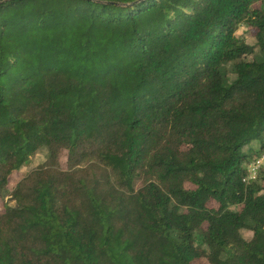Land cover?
I'll return each mask as SVG.
<instances>
[{
  "label": "trees",
  "instance_id": "obj_1",
  "mask_svg": "<svg viewBox=\"0 0 264 264\" xmlns=\"http://www.w3.org/2000/svg\"><path fill=\"white\" fill-rule=\"evenodd\" d=\"M263 153L264 0H0V264H264Z\"/></svg>",
  "mask_w": 264,
  "mask_h": 264
},
{
  "label": "rangeland",
  "instance_id": "obj_2",
  "mask_svg": "<svg viewBox=\"0 0 264 264\" xmlns=\"http://www.w3.org/2000/svg\"><path fill=\"white\" fill-rule=\"evenodd\" d=\"M237 34L242 36L245 41H247L248 43H254L255 42V39L254 37L251 35L250 33V30H249V27L246 23L242 22L241 24L238 25L237 27ZM252 144H256L255 141H253ZM264 154V153H263ZM262 154V155H263ZM261 155V156H262ZM260 157V156H259ZM45 158V149H40L39 151H37L35 154H33L29 161L22 165L21 168L14 172L12 174V179H11V183L12 184L15 180H17L19 177H21L24 173L28 172L30 169L34 168L38 163H40L41 161H43ZM63 155H62V159H63ZM258 158V157H257ZM256 158V159H257ZM254 159V160H256ZM252 160L251 162L248 163L247 165V170H248V176H252L254 175V173H256V168H255V161ZM10 203H13V200H9ZM210 205L212 206H216L217 205V202L214 201V200H211L209 202ZM2 201L0 199V209H2ZM239 205L238 204H235V205H232V208H238ZM241 233L244 237H250L251 234H252V231L250 229H247V228H242L241 229ZM204 264H208L206 261L203 262Z\"/></svg>",
  "mask_w": 264,
  "mask_h": 264
},
{
  "label": "built area",
  "instance_id": "obj_3",
  "mask_svg": "<svg viewBox=\"0 0 264 264\" xmlns=\"http://www.w3.org/2000/svg\"><path fill=\"white\" fill-rule=\"evenodd\" d=\"M255 161V168H257L259 165L263 164L264 163V154L260 157H258ZM255 175V173H254ZM254 175H252L251 177H253Z\"/></svg>",
  "mask_w": 264,
  "mask_h": 264
}]
</instances>
